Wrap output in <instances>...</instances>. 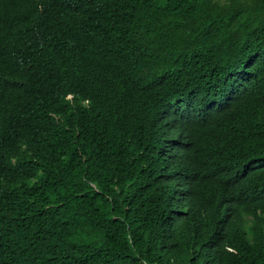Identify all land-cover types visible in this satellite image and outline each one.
Wrapping results in <instances>:
<instances>
[{
  "label": "trees",
  "instance_id": "obj_1",
  "mask_svg": "<svg viewBox=\"0 0 264 264\" xmlns=\"http://www.w3.org/2000/svg\"><path fill=\"white\" fill-rule=\"evenodd\" d=\"M215 97L171 156L163 110ZM185 160L215 173L163 223L155 179ZM193 240L264 264V0H0V264H179Z\"/></svg>",
  "mask_w": 264,
  "mask_h": 264
},
{
  "label": "clouds",
  "instance_id": "obj_2",
  "mask_svg": "<svg viewBox=\"0 0 264 264\" xmlns=\"http://www.w3.org/2000/svg\"><path fill=\"white\" fill-rule=\"evenodd\" d=\"M227 104L228 101L226 99L223 100L218 97L200 104L191 103L190 101L183 104V100L173 101L172 107L162 112L164 118H170V126L174 129L172 131L173 134L166 135V140L168 139L167 141L169 142L170 155H175L176 151L180 152L184 147L186 150L190 143L191 128L197 120L211 121L215 119L225 109ZM159 152L162 154V158H164L163 150ZM185 163L188 169L181 172L165 170L155 179L152 196L147 207L148 212L150 213L151 211L152 213L150 216H156L163 223H166L168 214L164 212L158 213L159 207L163 206L164 203H167L171 207V211L180 215L183 214L180 222L185 221L193 214L198 215L199 207L195 205V194L204 187L205 183L211 180V177L215 173L213 172L214 169L199 166L191 160H185ZM191 174L192 180H190L189 176H186ZM175 185L187 187L189 189L188 196L186 192L182 195L181 189L173 187ZM192 185L194 186L192 187ZM169 227L172 228L171 226ZM222 250L229 251L224 247H222ZM211 253L212 251L206 244H200L196 240L190 241L181 249V255L184 256L185 261L179 264H202L203 262L211 264L213 260ZM195 258L199 259L192 260Z\"/></svg>",
  "mask_w": 264,
  "mask_h": 264
}]
</instances>
